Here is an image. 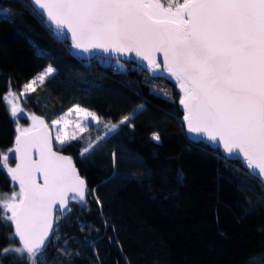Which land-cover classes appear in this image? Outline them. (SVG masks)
<instances>
[{"label": "trees", "instance_id": "16d2710c", "mask_svg": "<svg viewBox=\"0 0 264 264\" xmlns=\"http://www.w3.org/2000/svg\"><path fill=\"white\" fill-rule=\"evenodd\" d=\"M0 9L11 13L10 20L0 18V152L12 148L17 134L3 96L9 86L18 94L48 66L54 75L21 102L46 123L76 105L116 123L143 105L134 127L122 125L86 159L84 140L64 147L96 192L57 220L41 264H264L262 187L237 161L185 139L173 85L129 63L79 61L34 18L27 0H0ZM12 189L0 171V193ZM12 232L0 223V249L18 245L9 240ZM0 264L19 262L10 254Z\"/></svg>", "mask_w": 264, "mask_h": 264}, {"label": "snow or ice", "instance_id": "6c2138e0", "mask_svg": "<svg viewBox=\"0 0 264 264\" xmlns=\"http://www.w3.org/2000/svg\"><path fill=\"white\" fill-rule=\"evenodd\" d=\"M30 4L34 18L57 42L70 39L71 49L89 56L103 53L95 58L109 63L113 56L134 54L155 77L166 74L179 88L183 122L194 134L193 142L222 149L221 158L229 162L241 161L264 188V0H30ZM0 18L10 20L11 13L0 9ZM54 73L48 66L23 85L19 96L9 86L3 100L14 120L24 112L19 97L27 98L37 83L43 85ZM159 91L170 98L168 90ZM142 110L138 105L118 122L104 123L97 113L76 105L52 120L55 141L40 116L29 115L28 127L17 123L14 146L0 152V171L19 190L0 193V223L14 228L9 240H18V245L0 249V257L14 254L19 264L47 260L44 253L57 236L55 213L70 212L74 200L86 205L87 196L96 192L89 190L73 158L61 154L64 147L83 140L79 133L93 122L103 124L104 135L90 139L80 151L86 159L122 125L134 127V113ZM73 112L79 116L75 121L79 132L68 133L65 127L72 123L68 117ZM152 139L160 143L159 134L153 133ZM10 160L16 161L15 167Z\"/></svg>", "mask_w": 264, "mask_h": 264}, {"label": "water", "instance_id": "95a60500", "mask_svg": "<svg viewBox=\"0 0 264 264\" xmlns=\"http://www.w3.org/2000/svg\"><path fill=\"white\" fill-rule=\"evenodd\" d=\"M27 3L29 4V6H30V8H31L30 0H27ZM66 42H67V44H68V49H69L70 54H71L72 56H74L76 59H78L79 61H84V62H85V61H89L90 59L95 58V57H103V56H104L103 53H96V54H94V56H89V54H86V53H80V52H78V51H76V50L71 49V41H70V39L67 40ZM99 59H102V58H99ZM160 59L162 60V57H160ZM102 60H105V59H102ZM110 60H111V61H117V60H119V62H122V63H129V64H132V65L138 67L141 71H143V72L145 73V75H146L148 78H151V79H153V78H157V77H155L151 72H149V71L147 70V68H146V62H142V61L138 60V59L134 56V54H132V55L129 56V57H116V56H113V57L110 58ZM158 75H159V74H158ZM162 79H164L166 82H168L169 84H171V85L174 86V88H175V92L177 93V96H178L177 101H176V107H177L178 112L180 113V117H179L178 122L180 123V125H181V127H182V132H183V135H184L185 139H186L188 142L194 143V142H193L194 134L188 133V131H187V127H186V124H184V122H183V110H182V106L179 104V98H180L179 88L175 85V82H174V81L167 79L166 74H164V78H162ZM14 139H15V138H14ZM201 144L205 145L204 143H201ZM13 146H14V141H13ZM13 146H12V147H13ZM205 146H206V145H205ZM209 148L212 149V150H214V149L211 148V147H209ZM56 150H57V149H56ZM217 152H218L219 155L221 156V154H222V149L218 150ZM61 154H63V153L61 152ZM63 155H65V154H63ZM225 160H226V159H225ZM232 161H237L238 164L240 165V167H241V168H242V169L248 174V172L246 171V169H245V167H244V165L242 164L241 161H239V160H232ZM15 163H16V161H15V160H12V166H11V167H15ZM248 175H249V174H248ZM249 176H250V175H249ZM250 177H252V176H250ZM252 178H253V177H252ZM253 179H254V178H253ZM255 180H256V181L260 184V186H261L260 180H257V179H255ZM40 182L42 183V180H41ZM17 186H18V185H17ZM18 187H19V186H18ZM262 189H263V191H264V188H262ZM70 204H75V205H77V206H80V205H81V203H79L78 201H75V200H74V201H71ZM68 213H69V212H68ZM68 213H63V214H61V213L57 212V213H55V215L58 216L59 219L62 220V219L68 214ZM12 230L14 231V228H12ZM17 241H18V240H17Z\"/></svg>", "mask_w": 264, "mask_h": 264}, {"label": "rangeland", "instance_id": "374dc122", "mask_svg": "<svg viewBox=\"0 0 264 264\" xmlns=\"http://www.w3.org/2000/svg\"><path fill=\"white\" fill-rule=\"evenodd\" d=\"M42 72H44V70L42 71ZM42 72H40V73H42ZM39 73V74H40ZM38 75V74H37ZM37 75H35V76H37ZM34 76V77H35ZM33 77V78H34ZM32 80V79H31ZM39 85V83H37V86ZM23 87V86H22ZM22 87H21V89H22ZM21 89L19 90V92H18V96H19V93H20V91H21ZM25 97H19V100H20V103L23 101V99H24ZM5 103H6V101H5ZM7 105V104H6ZM7 108H8V110H9V107L7 106ZM71 108H73V107H71ZM69 110V109H68ZM67 110V111H68ZM10 111V110H9ZM66 111V112H67ZM65 112V113H66ZM64 114V113H63ZM62 114V115H63ZM29 115H31V114H28L26 111H24L23 112V114L21 115V117L19 118V119H22L23 121H24V124H20L17 120H15V122H16V127H17V123H19V125L21 126V127H28V126H30L31 125V121L29 120V119H27V117L29 116ZM62 115H60V116H62ZM59 116V117H60ZM59 117H57V118H55V119H58ZM68 119L70 120V121H72V123H70V124H68L66 127H65V132H68V133H71V132H73V131H76V132H79V130L77 129V127H76V124H75V121H77L78 119H79V116L75 113V112H73L69 117H68ZM54 120V119H53ZM51 122L52 121H50V122H48L47 124L49 125V131H50V133H51V136H52V138H53V141H55V138H56V135H57V133H56V131L52 128V126H51ZM63 126V124H61V125H57L56 127L57 128H59V127H62ZM16 129V128H15ZM105 131H106V129H104L103 128V124H96L95 122H93L92 123V125H91V127H89L85 132H83V133H79L80 134V136H82V137H84V142H86V143H88V142H90V139H92V140H94L95 138H96V136L97 135H104V133H105ZM56 147V149L57 150H59V146L57 145V146H55ZM4 153H6V152H4ZM13 190H15V191H18L19 190V187L17 186V185H15V186H13V189L8 193V194H10Z\"/></svg>", "mask_w": 264, "mask_h": 264}]
</instances>
